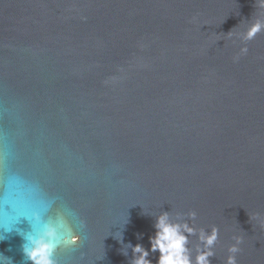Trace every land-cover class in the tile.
<instances>
[{
	"label": "water",
	"instance_id": "1",
	"mask_svg": "<svg viewBox=\"0 0 264 264\" xmlns=\"http://www.w3.org/2000/svg\"><path fill=\"white\" fill-rule=\"evenodd\" d=\"M258 19V0H0V219L15 197L72 223L58 264H131L115 233L150 249L155 214L195 211L211 264L233 237L264 264V30L237 38ZM19 221L0 254L30 264Z\"/></svg>",
	"mask_w": 264,
	"mask_h": 264
},
{
	"label": "clouds",
	"instance_id": "2",
	"mask_svg": "<svg viewBox=\"0 0 264 264\" xmlns=\"http://www.w3.org/2000/svg\"><path fill=\"white\" fill-rule=\"evenodd\" d=\"M259 6L264 8V0H258ZM82 19H86L82 17ZM264 30V21L256 20L245 32L237 34L241 42L253 39L257 33ZM231 37V31L228 33ZM248 48L241 47L239 53L233 57V63L239 62L241 56L246 55ZM6 205V203H5ZM71 215V214H69ZM153 215V214H152ZM31 225V231L24 232L17 228V233L23 238L22 252L26 261L30 264H58L56 253L59 248L79 243L80 237L73 234L72 223L63 215H58L54 220L45 219L41 211L33 210L30 215H21ZM19 217V218H20ZM197 213L189 211L187 213H175L163 211L155 214L153 225L154 235L149 237L150 249H146L141 244L135 246L131 242L124 244L123 233H115L114 238L123 245L122 254L127 256V249L131 248L133 259L131 264H152L148 259L150 252L159 253L157 264H211L210 257L215 256L214 245L219 236V229L211 226L210 231L204 228L197 229L195 220ZM19 218L14 223H8L7 219H0V241L6 239L5 233L12 231V226L19 223ZM189 221L192 223L190 224ZM128 221L126 220L127 223ZM83 227V222H79ZM199 244L196 247L195 260L192 258L191 249L188 247L189 237L197 235ZM138 237L142 234H137ZM235 243L231 244L227 251L226 264H237L236 253L240 251L238 245L242 238L233 237ZM0 264H11L10 258H5L0 254Z\"/></svg>",
	"mask_w": 264,
	"mask_h": 264
},
{
	"label": "snow or ice",
	"instance_id": "3",
	"mask_svg": "<svg viewBox=\"0 0 264 264\" xmlns=\"http://www.w3.org/2000/svg\"><path fill=\"white\" fill-rule=\"evenodd\" d=\"M6 205H10L12 211L15 213V215H10L7 211L5 212L6 219H7L8 223H10V224L16 222L21 215H30V213L32 211L29 208L21 207L19 200L16 199L15 197L9 199L6 202Z\"/></svg>",
	"mask_w": 264,
	"mask_h": 264
}]
</instances>
